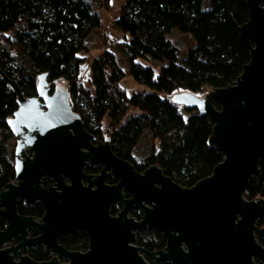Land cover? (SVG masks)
Returning a JSON list of instances; mask_svg holds the SVG:
<instances>
[{"label":"water","instance_id":"water-1","mask_svg":"<svg viewBox=\"0 0 264 264\" xmlns=\"http://www.w3.org/2000/svg\"><path fill=\"white\" fill-rule=\"evenodd\" d=\"M245 4L248 18L239 37L249 61L236 81L200 97L181 92L171 98L210 117L208 143L222 157L209 177L190 188L178 186L156 165L136 173L112 153L108 139L93 145L68 92L51 89L47 73L37 76L35 96L26 97L17 82L0 71L17 105L7 121L16 144L14 180L0 191V215L6 221L0 230V264H58L21 256L22 247L38 244L67 259L65 264H252V255L264 262V250L253 238V232L264 238V229L255 226L264 217V201L243 197L260 174L259 163H264V0ZM55 85L64 87L60 81ZM87 165L103 168L97 176H85ZM108 170L118 180L114 186L105 185ZM45 177L54 187L40 186ZM122 189L129 199L122 197ZM18 201L44 207L40 225L17 214ZM119 202L123 209L110 217V207ZM139 210L140 221L129 217ZM32 225L39 227L40 235L27 239ZM147 226L163 235V250L136 246V233ZM78 231L88 237L87 252H67L57 245V238ZM16 236L22 243L9 247Z\"/></svg>","mask_w":264,"mask_h":264},{"label":"trees","instance_id":"trees-1","mask_svg":"<svg viewBox=\"0 0 264 264\" xmlns=\"http://www.w3.org/2000/svg\"><path fill=\"white\" fill-rule=\"evenodd\" d=\"M96 1L97 11L88 0H0V71L26 97L36 94L37 76L47 73L51 89L68 92L86 131L110 138L114 155L138 172L156 165L178 186L192 187L209 177L222 157L208 143L210 117L171 98L181 92L207 95L236 81L249 61L239 37L248 18L245 0H115L121 5L113 22L120 36L114 47L127 69L116 64L113 53L104 52L92 61L85 87V40L101 25L99 13L110 11L111 0ZM174 29L194 43L182 62L167 38ZM125 77L140 88L127 94L120 86ZM16 109L15 96L0 75V136L9 131L7 121ZM145 138L150 149L138 161L134 154ZM259 169L243 193L248 201H264L263 162ZM13 180L12 159L0 142V191ZM259 222L264 227V218ZM137 245L158 251L165 239L156 233L146 242L139 238Z\"/></svg>","mask_w":264,"mask_h":264},{"label":"flooded vegetation","instance_id":"flooded-vegetation-1","mask_svg":"<svg viewBox=\"0 0 264 264\" xmlns=\"http://www.w3.org/2000/svg\"><path fill=\"white\" fill-rule=\"evenodd\" d=\"M83 127H84V125H83ZM84 130L86 131L85 127H84ZM86 132L93 137V139H94L92 141L93 145H96L97 143H104V141L106 139L109 140V145H110V138L106 134H103L101 138H98V137L90 134L88 131H86ZM14 139H15V137H14ZM15 144H16V139H15ZM13 154H14V151H13ZM117 158H119V157H117ZM119 159H121V158H119ZM14 160H15V154H14V157L12 159L13 165H14ZM122 160H124V159H122ZM124 161H126V160H124ZM126 162L130 166H132V168L134 169V171L136 173H139V174L142 173V172L136 171L134 166L132 164H130L128 161H126ZM102 168H103L102 165H87L83 168V174L85 176H97L100 174V171L102 170ZM107 174H109V176L107 177L105 185H107V186L116 185L118 183V180L115 178V176L113 174H111L109 170L107 171ZM43 180H45L44 183L46 186H43V184H42ZM64 182H65V184L69 185L68 180L65 179ZM82 184L84 186L87 185L85 183V181H83ZM54 185H55V182L53 180L47 178V177L42 178L40 180V186L43 189H49L51 187H54ZM122 197L124 199H129L130 198L129 192L125 189H122ZM123 207H124V205L122 202H119L118 204L112 205L109 209L110 217H116L117 214L123 209ZM16 208H17V214L19 216L32 218L34 223H36L37 225L41 224L42 218H43L44 213H45V209L41 204L36 202L33 204L26 205V204H24L23 201H18ZM20 211L24 212V213H20ZM129 217L138 222L142 219L143 212L141 210H139L137 212H131L129 214ZM0 218L2 219V227H0V230H4L6 227V221L1 215H0ZM263 218H261V219H263ZM261 219L257 220L255 223V226L258 229H264V227L259 222ZM37 225H32V226L27 228V239H35L40 235V229ZM156 233L163 236L160 232H158L157 230H154L153 228L148 227V226L146 228H144L141 232L136 233V235H135L136 246L143 249L144 251H149L148 249L137 245L138 239L141 238L144 242H146V240H149V239L153 238L154 236H156ZM253 238H254L256 244L259 245L264 250V238L258 236V234L255 232H253ZM20 243H22V239L19 236H16L9 243V247L17 246ZM57 245L59 247L63 248L67 252H77V253L83 254V253L88 251V237L84 231H78L76 234H73V235L67 234L65 236L57 238ZM2 249H4V246L0 247V250H2ZM20 251H21L22 257H27L36 263H48V262H51L53 260H55L58 264H65L68 262L67 259H65V258H58V255L56 253L52 252L49 247L44 246V245H40V244L31 245V246L30 245L24 246L21 248ZM158 251H161V250H158ZM158 251H153V252H158ZM150 252H152V251H150ZM143 258H145V257L143 256ZM250 260H251L252 264H264V262L258 260L257 257L254 255L251 256ZM16 261L17 260L14 259V262H16ZM163 264H173V263L172 262H165Z\"/></svg>","mask_w":264,"mask_h":264},{"label":"rangeland","instance_id":"rangeland-1","mask_svg":"<svg viewBox=\"0 0 264 264\" xmlns=\"http://www.w3.org/2000/svg\"><path fill=\"white\" fill-rule=\"evenodd\" d=\"M90 1V4L93 6V9H95L96 0H88ZM121 3L116 2L115 0H111L110 2V11L109 12H100V18H101V25L97 28L93 29L90 34L88 35V38L85 40L87 43V49L88 52L86 54V62L81 68V73L83 76V84L86 87L87 86V80L90 76V67L92 64V61L95 57H99L104 52H110L113 53L116 59V64L123 68L125 71L127 69L126 63H124L120 57L121 55L115 51L114 44L117 43L120 36L116 32L113 22L117 18L119 9H120ZM203 8H207V3H203ZM47 14V12H46ZM46 14H44L46 17ZM167 38H169L173 45L177 49V57L178 61L182 62L185 57L187 51L192 47L193 40L189 35H183L178 30L174 29L172 30L168 35ZM55 84V83H54ZM120 86L125 90L127 94L132 93L135 90H138L140 87L139 85L133 82V80L130 77H125V79L120 83ZM206 93H201L199 95L202 96ZM35 95H32V97ZM128 118L125 117L124 120ZM104 127H107L109 125L108 120L104 121ZM88 127H91V123L87 124ZM0 142L3 143L5 150L8 154V156L13 159V149L15 147V139L10 133V131L3 132V134L0 136ZM150 149L149 139L145 138L140 143V146L138 150L135 152L134 156L136 160L140 161L142 160L143 156L146 155V153Z\"/></svg>","mask_w":264,"mask_h":264}]
</instances>
